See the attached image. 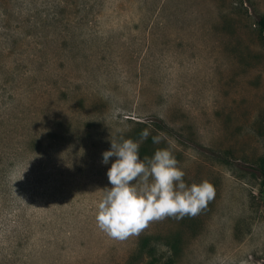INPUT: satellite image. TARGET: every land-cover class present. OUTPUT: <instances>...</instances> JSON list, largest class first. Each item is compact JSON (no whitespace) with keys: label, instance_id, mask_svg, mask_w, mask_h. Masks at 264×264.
<instances>
[{"label":"rangeland","instance_id":"rangeland-1","mask_svg":"<svg viewBox=\"0 0 264 264\" xmlns=\"http://www.w3.org/2000/svg\"><path fill=\"white\" fill-rule=\"evenodd\" d=\"M263 15L264 0H0V264H264ZM120 137L141 159L168 148L215 196L108 236L95 210Z\"/></svg>","mask_w":264,"mask_h":264},{"label":"clouds","instance_id":"clouds-1","mask_svg":"<svg viewBox=\"0 0 264 264\" xmlns=\"http://www.w3.org/2000/svg\"><path fill=\"white\" fill-rule=\"evenodd\" d=\"M148 136L144 129L141 138ZM152 139L160 142L159 135ZM139 147V142L120 137L102 153V163L110 164L109 183L99 190L103 195L96 204L95 220L101 231L115 239L138 234L150 221L166 216H194L215 196L208 180L186 183L184 170L168 148L141 159Z\"/></svg>","mask_w":264,"mask_h":264},{"label":"trees","instance_id":"trees-1","mask_svg":"<svg viewBox=\"0 0 264 264\" xmlns=\"http://www.w3.org/2000/svg\"><path fill=\"white\" fill-rule=\"evenodd\" d=\"M257 25L260 28V30L262 31V33L264 34V15L258 19ZM259 171H260L261 178L264 182V160H262V162L260 164Z\"/></svg>","mask_w":264,"mask_h":264}]
</instances>
